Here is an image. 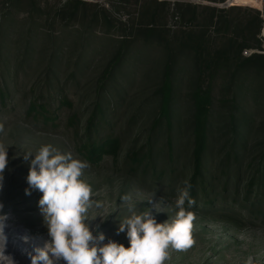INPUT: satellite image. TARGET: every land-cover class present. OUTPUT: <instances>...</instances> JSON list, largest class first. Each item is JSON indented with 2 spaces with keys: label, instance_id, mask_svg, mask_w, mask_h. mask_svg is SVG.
<instances>
[{
  "label": "rangeland",
  "instance_id": "rangeland-1",
  "mask_svg": "<svg viewBox=\"0 0 264 264\" xmlns=\"http://www.w3.org/2000/svg\"><path fill=\"white\" fill-rule=\"evenodd\" d=\"M20 1L21 7L14 13L11 0H0V44H3L0 47V125H3L0 139L12 145L8 149L9 163L0 190L3 213L11 219V224L29 230L33 237L49 239L38 206L42 193L30 189L31 195L25 194V189L29 188L30 160L25 161L24 154L35 153L42 145L50 144L87 161L81 148L85 143L100 144L108 138L118 139L122 143L119 153L106 155L97 164L87 161L90 167L83 178L91 185L95 201L108 210L117 209L106 220L97 217L89 221L90 227L95 234L105 235L103 243L111 239L128 247L126 231L117 234L120 218L129 214L127 206L121 205L122 197H130L137 212L149 209L156 221L163 223L169 218V206L184 181L191 185V197L193 194V170L189 167L193 148L190 95L197 77L193 76L194 52L189 49L180 52V38L203 32L209 50L224 47L231 39L243 43L247 35L232 36L233 30L223 35L218 33V26L206 27L208 9L225 10L219 12V18H229L242 27L258 11L249 5L253 0H235L234 3L246 6L229 9H222L221 3L211 0H182L202 8L199 13L203 22L187 24L173 11V3L158 0L169 2L171 10L158 13L152 24L140 9L146 0H81L87 7L80 8L74 16L73 7L65 6L68 0ZM62 7L63 13L55 16L54 10ZM39 9L44 11L42 15L38 14ZM8 20L14 23L12 38L27 40L11 56L5 51L13 42L6 37ZM140 25H153L158 36L149 40L139 29ZM123 39L128 47L121 61L114 65L110 60ZM66 42L69 48L66 56L61 61L53 60L59 47ZM167 42L172 44L171 49L174 46L180 53L172 58V111L176 120L172 132L164 119L159 121L160 127L154 128L166 54L170 53L165 46ZM259 42L261 48L257 51L264 54L261 53L264 52L262 33ZM97 48L100 54L95 51ZM26 50H34V54ZM250 51L256 50L244 48L242 59L248 58L250 54L246 56L245 52ZM14 67L18 68L14 72L16 76L10 73ZM244 77H258L260 86L248 92L240 91L237 85ZM263 82L264 73L255 71H246L238 77L231 67L216 72L211 86L213 161L205 166L209 175L205 181L206 192L203 188H195L196 203L192 208L196 214L192 230L195 242L185 251H173L170 264H264V207L260 213H257L259 205L254 207L260 199L264 201ZM8 85L13 87L10 93L6 90ZM127 88L129 93L118 109V99ZM63 99L68 104H63ZM31 102L47 107L52 120L46 122L27 113ZM97 104L101 108H97ZM233 108L237 110L240 128L236 129L239 134L236 144L240 145L244 134L250 135L245 153L235 150L239 168L233 157L227 159L228 154H232ZM89 120L94 125L91 131L88 130ZM168 137L173 138L174 163L170 160ZM134 154L143 164L132 162ZM247 193H250L249 204L243 207ZM157 202L161 212L154 207Z\"/></svg>",
  "mask_w": 264,
  "mask_h": 264
},
{
  "label": "clouds",
  "instance_id": "clouds-1",
  "mask_svg": "<svg viewBox=\"0 0 264 264\" xmlns=\"http://www.w3.org/2000/svg\"><path fill=\"white\" fill-rule=\"evenodd\" d=\"M10 146L0 139V190L9 163ZM33 156L34 159H30ZM24 160H30L29 188L25 189V194L31 195L30 189L42 193L38 206L49 237L42 247H34V254L28 253L31 264H59L60 261L63 264H170L173 251H185L195 242L192 237L195 201L190 196L191 185L187 181L177 189V196L167 212L169 218L163 223H158L149 209L137 212L131 198L122 197L121 205L127 206L129 214L120 218L117 234L126 231L129 246L125 247L111 239L103 243L105 235L95 234L90 227L89 221L97 217L106 220L117 209L108 210L93 199L92 187L83 178L90 167L87 161L50 144L42 145L35 153L27 152ZM157 204L154 207L161 212ZM3 207L0 203V264H17L13 255L7 253L8 216L3 213ZM22 239L25 243L29 241L26 236Z\"/></svg>",
  "mask_w": 264,
  "mask_h": 264
},
{
  "label": "trees",
  "instance_id": "trees-1",
  "mask_svg": "<svg viewBox=\"0 0 264 264\" xmlns=\"http://www.w3.org/2000/svg\"><path fill=\"white\" fill-rule=\"evenodd\" d=\"M12 3H14V13H18V10L21 7L22 1L20 0H11ZM225 2V0H222V3ZM243 1H237V3H242ZM221 3V2H220ZM139 5V4H138ZM144 6L142 4L140 5V9L143 10V13L150 18V22L154 24L156 22V19L158 17V13H162V11H170V3L169 2H160L158 0H146L144 1ZM66 8L69 6L73 7V16L76 15V13L80 10V8H86L87 3L83 2L81 0H68L65 3ZM201 6L199 5H193L189 3H174L172 5V8L174 12L179 13L181 15V20L186 22L187 24H192L195 22H203V18H201V14L199 13ZM63 7L55 9L54 11L55 16L59 17L63 13ZM209 15L207 16L205 20V26L208 27H217L218 33H224L223 35L227 34L230 30H233V35L237 37L239 34L243 37L244 35H247L245 37V41L243 43L240 42L237 43L235 39H231L229 41V44H227L224 47H218L216 50L212 48V50H209L206 46L205 40V33L203 32L201 34H188L186 37L180 38V44L178 46V49H180V52L185 49H189L194 52L193 62L195 65L193 76L197 77L196 83H194L193 90L190 95V102L192 104V109L190 111L191 120L193 121V129H192V141H193V148H192V164L189 165V167L193 170L192 174V199H194L196 203L195 198V188H203L204 192H206V185L205 181L208 179L205 172L206 167L210 166L213 159V146L210 139V131H211V117H212V108H213V97H212V84L215 80V74L218 70L224 67H231L232 70H234V74L236 77H238L239 74L243 75L246 73V71H255L258 74L264 73V54L259 53H253L248 58L242 59L241 52L244 48H252L254 50H259L261 48L260 42H259V35L261 33V30L263 28V20L260 17L259 12L255 13V17L248 22L245 26H241L239 24H236L232 22L229 18H219L218 14L219 12H223L225 10H221L218 8L210 7L209 9ZM43 10L39 9L38 14L42 15ZM234 23V24H233ZM8 28L6 30L7 39H13V42H11L9 45V49L6 48L5 51L8 56H11L12 54H15L17 51H19L22 46H24L27 42V40H23L19 37H13L14 34V23L10 24L8 20ZM202 26V25H201ZM1 28V25H0ZM141 32L150 40L157 35L158 31L154 29V26L149 25H140ZM239 31V33H238ZM238 33V34H237ZM2 38L0 39L1 42ZM123 42H120L119 48H117L116 53L113 58H111L112 64L116 65L121 61V58L123 56L124 51L128 47V42L126 40H122ZM3 45V44H2ZM0 44V47H2ZM171 43L167 42L165 43V46H167V51L170 53L166 54V63H165V73H164V79L162 82V87L160 91V104L157 105V114L158 118L157 121L154 122V128L155 130L160 127L159 121L165 120L166 126L170 129L172 132V128H174L173 124L175 119V115L172 111V105H173V97H174V89H173V81H172V58L173 56H177L179 50H175L174 46L173 49H171ZM4 50V48H1ZM69 51L68 43L62 44L59 49L56 52L55 58L53 60L61 61L64 56H66L67 52ZM97 53H101L100 48H97L95 50ZM182 51V52H183ZM26 53H29L31 55L34 54V50H26ZM98 57L100 55H97ZM108 60V61H109ZM17 67L13 68V73L10 72L12 75H15L14 72L17 70ZM144 74V73H142ZM16 76V75H15ZM107 80V79H106ZM258 77H255L254 79H251V77L247 78H240V81L238 82L237 88L240 91L248 92L252 90L253 88L259 87L260 85L258 83ZM264 83V82H263ZM15 85V84H14ZM264 85V84H263ZM264 87V86H263ZM7 92L12 91V85H8L6 87ZM123 93V97H120L118 99L119 105L118 109L123 104V98L127 93H129L128 88ZM2 92L0 91V94ZM63 104H68L66 99H63ZM100 107L99 104H97V108ZM101 108V107H100ZM48 108L43 105H38L36 103H30L27 107V113L31 115H35L39 118H42L46 122H50L52 120L51 116L48 113ZM236 112L235 108H233V114L231 115V130L233 131V138H232V149L231 153L228 154L227 159L230 160L232 157L235 159L237 166L239 168L240 161L239 156L236 154L235 150H238L240 152L239 154L245 153L246 145L249 142L250 135L244 134L241 136L242 138L239 140L240 145L236 144L239 124L236 120ZM73 120L71 121V123ZM88 130L91 131L93 129V121L88 122ZM171 155L170 160L172 163H174L173 155H172V148H173V138L168 137ZM242 142V143H241ZM122 143L118 139L114 138H108L104 140L103 142L94 143L92 141H89L85 143L82 148V155L85 157V159L91 163L97 164L99 163L104 156L106 155H117L120 151ZM150 154H153L152 151ZM132 162H137L138 164H143V161L139 158L138 155L133 156ZM174 165V164H173ZM174 169V167H173ZM172 169V170H173ZM176 170H173V173H175ZM206 175V176H205ZM196 183V181H198ZM226 181H229L226 179ZM240 181L239 174L236 179V184L238 185ZM199 183V184H198ZM253 186V183L252 185ZM202 189V190H203ZM247 192V191H246ZM250 192V191H249ZM248 195L250 193H247V197L245 201L243 202V207H247L248 202ZM263 198V197H262ZM256 205H259L257 208V213H260L262 211V208L264 207V201L262 199L259 200V202L254 204V207Z\"/></svg>",
  "mask_w": 264,
  "mask_h": 264
},
{
  "label": "bare ground",
  "instance_id": "bare-ground-1",
  "mask_svg": "<svg viewBox=\"0 0 264 264\" xmlns=\"http://www.w3.org/2000/svg\"><path fill=\"white\" fill-rule=\"evenodd\" d=\"M231 3H233V1ZM10 221L11 219L8 218L5 228V233L8 237L7 253L13 255L17 264H31L28 253L33 252L34 247H42L44 242L48 239L44 237H33L29 230L13 225ZM25 236L29 238L27 243L22 239V237ZM59 264H63V261H60Z\"/></svg>",
  "mask_w": 264,
  "mask_h": 264
},
{
  "label": "built area",
  "instance_id": "built-area-1",
  "mask_svg": "<svg viewBox=\"0 0 264 264\" xmlns=\"http://www.w3.org/2000/svg\"><path fill=\"white\" fill-rule=\"evenodd\" d=\"M232 1H235V0H225V2H223L219 6L222 9H229L232 7L246 6V5L236 4L234 2L231 3ZM252 2L253 3L249 4V5L251 6V8H254L255 10H257L260 13L261 19L263 20V24H264V0H253ZM261 33H262V37L264 38V25H263ZM263 51H264V45H263ZM253 53H258V51H250L249 53L245 52V55L248 56V54L252 55ZM261 53H264V52H261Z\"/></svg>",
  "mask_w": 264,
  "mask_h": 264
},
{
  "label": "crops",
  "instance_id": "crops-1",
  "mask_svg": "<svg viewBox=\"0 0 264 264\" xmlns=\"http://www.w3.org/2000/svg\"><path fill=\"white\" fill-rule=\"evenodd\" d=\"M169 2H171V3H176V2H178V3H184V2H182V0H168ZM214 2L215 4H218V3H220L221 2V4H222V0H211V2Z\"/></svg>",
  "mask_w": 264,
  "mask_h": 264
}]
</instances>
